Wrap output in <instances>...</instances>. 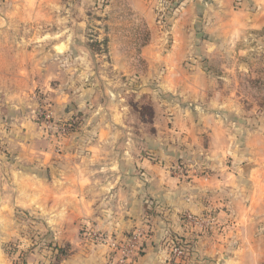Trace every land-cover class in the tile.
<instances>
[{"label":"crops","instance_id":"crops-1","mask_svg":"<svg viewBox=\"0 0 264 264\" xmlns=\"http://www.w3.org/2000/svg\"><path fill=\"white\" fill-rule=\"evenodd\" d=\"M204 1L187 0L175 19L171 50L175 82L177 75L181 80L186 74L182 62L201 51L189 32L196 23L212 36L209 40L216 39L205 47L208 52L227 48L229 40L258 25L257 14L249 11L245 0ZM113 2L124 3L147 25L153 21L157 0ZM94 4L95 0H0V50L8 53L3 41L11 39L16 42L11 53H18L13 67L18 64L20 73L23 68L39 73L29 90L0 88V145L7 152H0V200L9 199L12 210L42 217L43 229L55 245L69 251L60 264H108L114 254L91 242L84 231L122 239L145 217L152 222V234L132 264H178L169 258L165 240L189 235L183 215L205 217L209 213L219 225L209 237L197 238L191 250L194 260L188 264L198 259L205 264H264V119H248L252 124L246 126L240 123L242 116L229 118L209 111L193 116L175 109L167 117L168 140L157 134L162 142L157 141L154 148L133 149L124 113L121 120L110 107L114 104L110 97L89 98V90L96 87L82 74L87 71L81 70L73 96L78 109L93 117L92 124L88 127L86 120L57 157L45 146L33 119L32 93L37 89L48 92L56 110L72 101L68 98L72 94L63 89L73 86L61 80L71 70L58 58L68 53L92 55L83 29L90 23L84 14ZM199 4L204 7L200 15L196 13ZM147 51V47L142 49ZM111 54L118 55L109 46ZM199 74L197 69L194 77ZM183 80L189 81L186 75ZM221 100L210 104L222 109ZM87 106L94 107L93 111L86 110ZM64 111L63 115L72 114ZM202 138L206 146L201 145ZM147 151L155 160L147 157ZM178 161L186 162L189 169L183 176L174 171ZM5 188L10 196L4 194Z\"/></svg>","mask_w":264,"mask_h":264},{"label":"rangeland","instance_id":"rangeland-1","mask_svg":"<svg viewBox=\"0 0 264 264\" xmlns=\"http://www.w3.org/2000/svg\"><path fill=\"white\" fill-rule=\"evenodd\" d=\"M104 1L106 2L103 3ZM206 1L202 3H207ZM245 1L250 4L249 11L253 15L257 14L259 18L256 28L244 29L236 38L227 42V48L224 45L222 50L208 52L205 47L216 39L209 40L210 35L201 31V24L196 23L189 32L194 36L195 45L201 48V51L182 62L180 67L186 74L183 73L181 80L180 75H177L175 82V53H172L175 43L172 31L175 19L187 0H157L153 9V21L148 25L124 3L95 0L94 6L84 14L90 23L83 29L86 45L92 55H86L85 58L68 53L67 56L58 58V61L60 59L71 70L67 75H62L61 80L73 86L63 89L72 94L68 97L72 101L67 103V107L56 110L48 92L49 96L38 89L32 93L33 119L41 131L45 146H49L57 157L62 154L64 146L73 142L74 138L71 136L80 131L86 120L88 127L92 124L93 117L89 116V112L84 113L78 109L76 97L73 96L75 89L77 90L76 84L80 85L78 75L81 70L87 71L82 74L96 87L89 90V98L97 97V101H100L110 97V101L114 103L110 107H114L121 120L124 113V125L131 131L130 143L132 141L133 149L140 145L148 149L154 148L153 144L159 141L157 134H160L158 137L162 136L161 139L166 137L168 140L169 135L166 134L169 133L171 125L167 117L175 109L187 111L193 116L202 111L225 114L229 118L242 116L244 120H240V123L246 126L252 124L248 119L257 116L264 119V0ZM203 12V5H197L196 13L200 15ZM8 30L12 32L11 29ZM3 44L8 53L5 51L3 54V50H0V88L5 86L9 91L15 86L29 90L39 73L30 74L25 68L20 73L21 71L17 70L18 64L13 67V60L17 62L18 53L13 56L10 51L11 46L16 47V42L13 44L9 39L3 41ZM109 46L110 50L113 48L118 55L110 56ZM144 47L148 48L147 53L142 52ZM71 51L75 52L73 49ZM54 59L56 58H52ZM197 69L201 74L195 78ZM48 75L57 77V74L53 73ZM184 75L188 82L183 80ZM220 99H223L222 109L219 105L210 104L211 101L217 102ZM106 106L105 103L104 108ZM41 107L51 113L52 122H55L50 126L51 129L44 127L42 118L37 115ZM87 107L86 110L90 112L94 109L92 106ZM67 110L72 114L63 115V111ZM119 136L120 134L116 135L115 139L118 140ZM201 145L206 146V138L201 139ZM1 151L3 149L0 145ZM6 153L5 151L3 154ZM147 153V157L155 160L153 153ZM3 154H0V157H3ZM174 169L175 173L181 176L189 170L184 161L176 162ZM4 194L10 196L11 191L5 188ZM8 200L4 203L0 200V264H58L60 256L55 249L57 245L43 229L42 217L37 213L12 210ZM199 218L202 223L199 226H191L185 221L184 215L181 217L189 235L184 239L170 237L165 240L169 258L172 247L187 242L185 246L188 247H183L185 256L181 262L188 264V260H194L193 246L189 247V242L193 245L199 236L209 237L219 225L211 213ZM151 227L150 218L145 217L134 230L138 228L145 231L148 240L152 234ZM66 250L68 253L67 248ZM197 261L193 264H205L203 260Z\"/></svg>","mask_w":264,"mask_h":264},{"label":"built area","instance_id":"built-area-1","mask_svg":"<svg viewBox=\"0 0 264 264\" xmlns=\"http://www.w3.org/2000/svg\"><path fill=\"white\" fill-rule=\"evenodd\" d=\"M37 113L43 120L42 125L48 127L47 129H51L50 126H53L55 123L54 121L52 122L51 113L43 107H41V110ZM184 216L187 224L191 226H199L202 223L199 217L190 214H185ZM84 233L91 242L107 247L109 252L114 254L113 258H109L108 264H132L142 252L145 240H147L148 237L145 231L138 228L133 230L128 236L116 240L100 231L87 229ZM183 247L182 245H175V247H172L170 250L171 258H175L174 260L178 264L185 256L183 255V253H185Z\"/></svg>","mask_w":264,"mask_h":264},{"label":"trees","instance_id":"trees-1","mask_svg":"<svg viewBox=\"0 0 264 264\" xmlns=\"http://www.w3.org/2000/svg\"><path fill=\"white\" fill-rule=\"evenodd\" d=\"M173 1H175V2H178V0H173ZM102 2H103V0H102ZM106 1H104L103 3H105ZM176 243H177V241H175ZM187 244V242L186 243H184V244H181L182 246H185ZM192 247L193 245L191 244V242H189V247ZM185 247H188V246H185ZM56 249V251L58 252V254H59V256H60V259L58 260V264H60L69 254V252L67 253V250H66V248H60V247H56L55 248ZM191 253V252H190Z\"/></svg>","mask_w":264,"mask_h":264}]
</instances>
